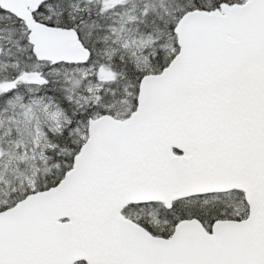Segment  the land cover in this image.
Listing matches in <instances>:
<instances>
[{
	"label": "snow or ice",
	"instance_id": "snow-or-ice-1",
	"mask_svg": "<svg viewBox=\"0 0 264 264\" xmlns=\"http://www.w3.org/2000/svg\"><path fill=\"white\" fill-rule=\"evenodd\" d=\"M0 264H264V0H0Z\"/></svg>",
	"mask_w": 264,
	"mask_h": 264
}]
</instances>
